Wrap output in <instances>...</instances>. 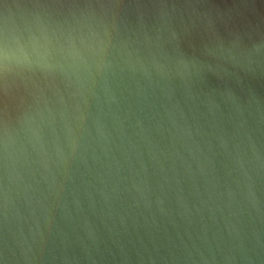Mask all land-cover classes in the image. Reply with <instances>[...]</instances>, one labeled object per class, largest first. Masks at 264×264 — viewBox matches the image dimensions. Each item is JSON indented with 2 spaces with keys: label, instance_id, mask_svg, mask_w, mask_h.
<instances>
[{
  "label": "water",
  "instance_id": "water-1",
  "mask_svg": "<svg viewBox=\"0 0 264 264\" xmlns=\"http://www.w3.org/2000/svg\"><path fill=\"white\" fill-rule=\"evenodd\" d=\"M0 264H264V0H0Z\"/></svg>",
  "mask_w": 264,
  "mask_h": 264
},
{
  "label": "clouds",
  "instance_id": "clouds-1",
  "mask_svg": "<svg viewBox=\"0 0 264 264\" xmlns=\"http://www.w3.org/2000/svg\"><path fill=\"white\" fill-rule=\"evenodd\" d=\"M88 55L87 49L77 47L70 39L65 44L46 31L40 36L34 35L27 43L7 34L0 38V70L5 72L14 67H38L46 73L59 68L69 75L78 74L86 69Z\"/></svg>",
  "mask_w": 264,
  "mask_h": 264
}]
</instances>
